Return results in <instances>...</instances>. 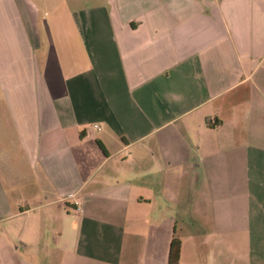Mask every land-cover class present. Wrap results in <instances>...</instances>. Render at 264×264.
<instances>
[{"label":"crops","instance_id":"1","mask_svg":"<svg viewBox=\"0 0 264 264\" xmlns=\"http://www.w3.org/2000/svg\"><path fill=\"white\" fill-rule=\"evenodd\" d=\"M172 238L264 264V0H0V264Z\"/></svg>","mask_w":264,"mask_h":264},{"label":"trees","instance_id":"2","mask_svg":"<svg viewBox=\"0 0 264 264\" xmlns=\"http://www.w3.org/2000/svg\"><path fill=\"white\" fill-rule=\"evenodd\" d=\"M97 144L100 147V149L104 151L100 142H97ZM179 249H180V243L178 239L172 238L168 246L167 264H177L179 257Z\"/></svg>","mask_w":264,"mask_h":264},{"label":"rangeland","instance_id":"3","mask_svg":"<svg viewBox=\"0 0 264 264\" xmlns=\"http://www.w3.org/2000/svg\"><path fill=\"white\" fill-rule=\"evenodd\" d=\"M91 3L88 2L87 5H90ZM239 240H241L240 238H238ZM238 240V241H239ZM240 242L237 244L235 250L232 249V253H231V264H243L244 263V257H245V254L244 252L242 251V247L240 246L239 247ZM233 246V244H232ZM42 253H40V257H41Z\"/></svg>","mask_w":264,"mask_h":264}]
</instances>
